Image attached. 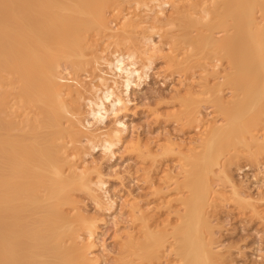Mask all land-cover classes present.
<instances>
[{
	"label": "bare ground",
	"instance_id": "obj_1",
	"mask_svg": "<svg viewBox=\"0 0 264 264\" xmlns=\"http://www.w3.org/2000/svg\"><path fill=\"white\" fill-rule=\"evenodd\" d=\"M167 1L131 0L126 6L132 5L143 15L122 12L119 29L108 32L106 7L115 9L122 0H0V264H94L90 253L95 221L77 208L74 190L86 191L96 203L103 197L106 211L114 202L98 167L87 162L89 151L83 142L113 154L112 147L126 130L117 113L129 102L134 78L146 76L155 50L161 49L152 40V30L156 25L172 29L174 24L172 19H159L163 6L172 2ZM185 1L191 18L187 39L167 31L160 36L175 45L187 41L183 53L192 60V68L188 67L192 81L187 88L191 102L187 110H180V117L198 129L193 145L187 147L193 160L184 169V181L189 184L198 177L201 189L195 196L201 206L210 193L208 174L218 164L215 152L221 153L230 139H238L249 149L258 139L253 129L264 127V0ZM136 26L151 30L153 36L143 30L134 50L127 46L124 34ZM92 31L108 32L113 44L128 43L110 51L109 57L100 51V61L118 77L111 80L113 84H104L102 72L96 76L98 83L89 80L86 86L78 79L67 82L61 74L62 58L73 67L86 64L95 69L98 57L91 52L87 56L86 51ZM137 54L145 58L139 66ZM184 56L175 59L180 63ZM223 61L227 65L220 67ZM223 82L229 90L227 97L221 95ZM85 91L91 94L83 102L88 104L90 121L81 116ZM201 100L219 108L225 122L215 125L208 111L202 114ZM110 113L114 119L108 132L95 131ZM92 123L95 129L88 127ZM214 144H218L215 152ZM129 206L138 218V204L130 201ZM199 219L201 226H208L201 213ZM175 232L179 235L174 247L183 260L208 264L214 257L197 228L188 225ZM129 238L127 257H143V242L132 240L131 234ZM163 241V234H150L152 254Z\"/></svg>",
	"mask_w": 264,
	"mask_h": 264
},
{
	"label": "rangeland",
	"instance_id": "obj_2",
	"mask_svg": "<svg viewBox=\"0 0 264 264\" xmlns=\"http://www.w3.org/2000/svg\"><path fill=\"white\" fill-rule=\"evenodd\" d=\"M168 1L172 2L163 6L164 11L159 19L163 22L172 19V29L164 28L166 26L159 29L156 25V29L152 30L153 36L149 32L151 30L147 32L140 26L134 29L132 27L133 30L124 34L128 37L129 45L122 41L117 45L113 44L111 38L107 39L106 33L119 29L118 17L122 12H132L128 15L134 14L136 17L143 15L132 9V5L126 6L131 0H122V4L115 9L113 5L106 7L105 14L110 27L108 32L88 33L91 46L86 49L87 56L91 52L99 60L95 69L86 64L73 67L69 61L61 59V66L65 67L61 74L65 81L73 84L74 79H78L87 85L89 80H93L96 84V80L99 82L96 76L102 72L104 84L109 85L113 84L111 80L118 77L110 74L105 63L100 61V51L102 55L107 54L106 57H109L110 51L118 48L129 46L136 50L139 44L136 38L138 35L140 37L143 30L153 36V42L157 41L155 45L162 49L155 50L146 76L142 79L134 78L137 81L130 86L129 102L117 113L119 118H123L126 130L121 140L112 147L113 156L103 152L99 145L89 148L88 142L81 137L86 142H83V146L89 151L86 155L87 162L98 167L114 202L113 208L106 211L104 207L107 203L103 197L96 203L86 191L79 188L74 190L77 208L95 221L92 251L97 254L91 252L90 255L95 257L94 264H195L187 259L183 260L174 247L175 240L178 239L176 236L179 235L175 229L189 225L191 229L197 228L213 251L214 257L208 264H264V127L253 129L258 139L249 149L238 139H230L227 147L221 153H216L218 144H214L218 164H213L212 171L208 174L210 193L206 202L200 206L195 196L201 189L198 177L193 178L189 184L184 181V169L193 160L187 147L193 145L198 129L192 126V122L180 117V110H187L191 102V94L187 88L192 81L191 76L189 77L192 73V60L183 53L187 50V41L183 42L184 45H175L174 42H163L160 36L167 31L183 34L186 40L191 30V18L188 1ZM131 34L136 40H132ZM97 47L104 49L100 48L99 53ZM178 54L184 56L180 63L175 59L176 56L180 57ZM137 58V66L145 61L143 55L137 54ZM225 65L227 64L223 61L220 67ZM188 67H191V71ZM221 88V95L227 97V84L223 82ZM83 95L84 98L80 99L81 116L90 121L88 104L83 105V102L91 94L85 91ZM200 109L202 114L209 112V119L216 120L213 124L221 125L225 122L222 112L213 104L201 100ZM113 119L111 113L107 114L102 123L104 125L100 124L101 128L95 131L108 132ZM94 125L92 123L88 127L95 129ZM230 135L233 136L234 133ZM98 139L96 137V142H99ZM130 201L136 202L141 209L135 212L138 218L132 216ZM71 211L68 210L69 213ZM200 213L207 220V227L201 226ZM129 234L133 236L132 240L143 242L140 248L144 253L143 257H127L125 246L129 243ZM150 234L164 236L163 245L154 254ZM188 234L192 235L191 231ZM188 241L189 239L185 240L186 245Z\"/></svg>",
	"mask_w": 264,
	"mask_h": 264
}]
</instances>
